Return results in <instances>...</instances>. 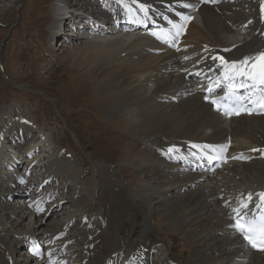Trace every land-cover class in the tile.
<instances>
[{
    "label": "bare ground",
    "instance_id": "obj_1",
    "mask_svg": "<svg viewBox=\"0 0 264 264\" xmlns=\"http://www.w3.org/2000/svg\"><path fill=\"white\" fill-rule=\"evenodd\" d=\"M101 1L102 0H85V2L74 4V2L69 3V0H58L54 3L53 7L56 13H61V11L66 8L72 10L85 9L87 12H92L96 9V13H101L100 7L105 4L108 5V8L102 11V15L103 17L110 16L113 13L112 3H114L115 0H103L104 2L102 1L100 4ZM145 1L158 4L160 5L158 8L161 9L163 3H169L176 0ZM257 1L258 0H239V2L220 6L219 11L208 6H201L197 14V19L190 23L186 37L183 38L181 45L183 48L188 47L189 49L194 45L196 40L201 44H208L210 40L214 49L217 50L223 49L226 46L235 45L232 50L226 53V55H229L231 58H237L245 52H248L250 49L252 52L262 50L264 48V42L261 44L258 43V41L252 42V39L250 38L251 40L240 43L238 40L239 35L234 34V31L231 30L238 28V30L243 31L244 29L241 28V25L247 20H251V22L255 23L257 26H255V28H262L258 20V11L255 6ZM12 2H14V0ZM55 20H57V22L53 24V27L50 26L49 28L51 34L49 38L50 49L56 48V44L54 43L56 40L53 41V34L58 32L56 34V39L61 36V32L55 29V26H57L60 21L56 18ZM251 22L248 25L249 27H252ZM68 34L69 33H67V40H72L64 41V47H66L64 50L70 51V57H74L72 63L80 68L93 67L97 61L107 59L125 44L135 45L136 47L143 49L145 47L146 62H138L133 58L129 64L120 61L117 69L109 68L110 72H108V75H110L108 76V79L105 80L104 84H102V93L103 95H106L104 104L106 107L108 106V108L114 106L113 108L119 109L123 103L129 101L127 99H129V95L131 94H129L130 90L129 92L126 90V87H128L132 81L134 82L135 79H138L136 78L137 75L139 76L144 72L147 73L149 71H152L153 73L155 70L158 72L155 74L159 75L161 74L160 71L162 67L168 65V56L170 58L173 56V59L178 60L173 53L170 54L163 46L143 35H134L130 33L124 34L130 35L129 38H127V36H119L116 38L108 37L110 34H106L103 36L104 39L101 37L102 39L100 38L97 41H88L84 39L85 37H77L76 34L69 36ZM79 38L84 39V46H77L72 48V50H69L70 48L67 47L69 46V43L73 46L75 41L78 42L80 40ZM159 49L164 50V53L159 54ZM141 51L143 50H139L140 54H142ZM196 52L198 53V56L205 54V51L201 50H197ZM67 58H69V55ZM176 67L177 66L173 65L171 69L169 68L170 70L167 76L170 75V73L175 75L174 80L171 79L170 85L167 83L163 84V80L158 81L159 79L155 78V86L152 93L156 96L157 92L168 94L171 90L184 89L187 90L188 94L190 93V88L192 89V94H190L194 98L191 97L189 100L179 102V105H175L176 109L174 112L172 111V107H167L169 110H165V112L172 114V117L175 118L176 122L174 125L178 128L167 125L169 119L161 117L159 115V113H161V111H159L160 109L158 110L155 105L148 104L147 102H137V107H135L134 111H132L133 109L131 110L133 113H130V115L133 114L132 116L136 119L134 128H138L137 130L152 137L151 139L153 140V143H155L157 139H160L162 140V142L159 143L160 146L165 142L164 137L168 135L167 139H170L171 141L167 143L163 152H161V150L158 151L159 153H162L159 157L163 159V153L169 147H172L175 144L179 146L185 145V141L187 140L196 142L209 141L215 143L224 141L228 135L232 138V143L234 144L232 145L233 149H248L245 146L249 145L250 148L264 146V117L261 119V116H241L227 121L225 118L221 117L218 112L213 111L208 104L204 101L202 102V95H196L197 92H193L194 85L191 84L193 82L186 80L184 78V73L179 75L180 68ZM119 70L123 72V75L121 74L119 76ZM101 74L102 72L100 75ZM172 81H174L173 84ZM110 91H112V93H110ZM155 96L152 100H156ZM118 102L122 103L118 104ZM201 109H203L201 112H205L206 115V120L202 123H200L202 113L199 111ZM122 111L125 113L124 109ZM196 113L200 114L194 122L191 119L196 116ZM262 123L263 125H261ZM179 128L183 129V131L180 132ZM174 130H178V135L173 134ZM39 132L42 133L40 130ZM180 134L185 135L187 140H179ZM42 135L44 134L42 133ZM180 142L182 144H180ZM39 144H42L43 147H47L43 141H40ZM42 146L39 145L38 147L42 148ZM4 147V144L0 145V149ZM27 149H29V147ZM56 150L58 151V149ZM56 155L58 154L56 153ZM9 156L13 157V153L9 154ZM62 158L64 159V157H61L59 158V161ZM63 162L65 161L61 160L57 166V163L53 165V167L51 166L52 168L49 169H54L52 171L49 170L44 178L47 177L53 181L56 178L67 177V172L64 171V168L67 169V166L63 167L66 162ZM162 163L164 162L162 161ZM252 163L254 165H252ZM135 167L137 168V171H142L145 165L142 162H138ZM178 168L179 167L175 164L164 163L161 165L162 173L158 174V166L152 167V172L150 175L146 176V180L147 178H151L154 183L162 185L154 192L151 191L149 185L145 183H141L137 191H128L122 187L118 177L113 174V172L109 174L101 172V175L103 174L104 179L107 181V186L106 188H100L101 193H98L99 195H104V201H101L102 203H105V207L103 209L101 207V213L99 212V216L96 214L97 218L94 216L89 221H87L85 215H82V213L80 214V206L82 203L80 200L82 199L80 193L76 192V190L73 189V191H71V193L69 192L67 196L61 197V199L55 201V203L59 201L62 202L61 205L63 206L59 209L55 208L57 215L63 214V212L61 213L62 209L67 207V203H70L74 204L76 207L72 212L69 211V216H72V218L77 215L81 218L85 216L80 229L86 230H84L81 235H79L80 233L75 234V239H73L74 243L67 245L68 248L74 246L82 247V251L79 249H74L73 251V253H76L77 255L75 260H81V263L77 264H143V256H145V264L174 263L171 262L173 259L169 257V254L168 257L164 258L165 260L168 259V263L156 259V261H154L155 263H152L149 259V254L152 253L153 250L155 252L154 247H157L154 245L156 242H154V247H152L154 238L151 232H145L139 229L138 215L142 214L144 219L147 218L148 212H146L144 204L154 195L155 197L162 196L160 202L163 203L165 201V203L161 204L163 206L162 212L169 215L171 212H174L173 216H175V219H178V226L183 229L190 238L189 246L193 249H197L202 257V260L198 264H243L250 258L255 259L257 263L263 261L262 257H264V253L252 251L247 253L246 248L238 239V234L234 233L232 229L229 215L216 199L220 194H226L228 196L233 195L232 189H235L238 193L243 191L244 193L249 194L255 192L257 189L263 188L264 157L261 156L257 159L250 160L242 166L237 163H229L223 169L218 170L215 173L214 178L208 182L202 181L204 178L203 174H186L178 171ZM1 173L2 172H0V174ZM6 173H8V170ZM35 179H37V177ZM67 179L70 181L74 180L72 176ZM177 179L179 180L175 181ZM14 182L16 185H19V182H16V180H14ZM41 182L42 180L38 183ZM9 188L6 179H0V190L6 191L5 193L3 192L0 194V201H2L1 207H3L2 210L5 211L4 215H0V235H2L0 236V264H19L17 262L18 258H13V251L16 246L24 245L27 235L28 237L31 236L30 234L25 236L22 232L23 230L29 229V231L34 232L37 237L42 234L48 235L51 233L52 236H56L57 231H62L59 227H62L63 223L57 225L59 230L44 232L40 229V225H38L39 223L34 220V218H36L34 213L30 212V215H28L29 210H27L24 205H18L22 207H19L20 211H18L17 215L13 216L12 206L9 201L10 199L6 197L3 199L1 198L2 195L10 193ZM187 191L189 192L184 193ZM23 214H27L29 216V221L31 222L27 223V227H25L23 223ZM171 218L172 217H170V219ZM76 219L78 220V218ZM4 221H9L13 224L11 227H13L12 230L15 232L11 234L12 237L16 239L25 237L24 240H20L21 243H18L15 246V242L12 243L5 240L3 232L6 231V228L2 225ZM65 226L66 225L63 227ZM11 227H8L9 230ZM61 233L64 232H59V234ZM41 239L45 238L42 237ZM17 252L22 255L19 259H27L25 264H44L43 261L31 262L33 258L32 255H28L22 251ZM14 256H16V254H14ZM174 258L178 260H175L178 264H184L182 261H179L177 257ZM210 260L212 261L211 263ZM189 264H192V262Z\"/></svg>",
    "mask_w": 264,
    "mask_h": 264
},
{
    "label": "rangeland",
    "instance_id": "obj_2",
    "mask_svg": "<svg viewBox=\"0 0 264 264\" xmlns=\"http://www.w3.org/2000/svg\"><path fill=\"white\" fill-rule=\"evenodd\" d=\"M12 1L13 0H0V124L2 126H10L11 128V126L14 125L13 123L19 121V118L26 117L30 123L35 124V127H41L43 130L49 132V134H51V139L57 146L65 148V153H70V157L67 158L72 163L73 173H86V179H84L86 181V195L84 196V192L81 194L80 191H76L81 195V202H83L84 196L85 202L82 207L80 206V211L82 208L85 210V208L88 207V212L90 213L91 208L95 207L96 214L100 211L101 207L102 209L105 207V203L101 201H104V195H99L98 193H101L100 188H106L107 186V181L104 179L103 174L101 175V172L105 174L113 172V174L118 177L122 187L131 192L137 191L141 183L148 184L149 189L153 192L158 190V187L162 185L154 183L151 178H147L146 180V176L151 174L152 167L154 166H158V174L162 173L161 165L165 162L162 163L163 159L159 156L157 157L156 154L153 153L159 150L163 152L167 143L171 140L167 139L168 135H166L164 137L165 142L160 146L159 143L162 142L160 139H157L156 142L153 143L152 137L137 130L138 128H134L136 119H134L135 117L132 116L133 114L130 115V113L135 110L139 102H147L148 104L155 105L158 110L160 109L159 111H161V113H159V115L161 117L169 119L167 125L178 128L174 125L176 122L175 118L172 117V114L165 112V110H169L167 107H172V111L174 112L176 109L175 105H179L181 101L189 100L192 95L190 94V96L188 95L186 98H182L183 92L181 89L171 90L168 94L157 92L156 96L152 91L155 86V78H158V81L163 80V84L167 83L170 85L171 79L174 80L175 78V75L172 73L167 76L172 66H177V68L180 69L185 68V66L182 65L179 60L173 59V56H171L172 58L168 56V65L162 67L160 71L161 74L156 75L158 72L153 70V73L149 71L139 75L140 78L137 75L136 78L138 79H135L134 82L132 81V83L126 87V90H128V92L130 90L129 94H131L129 95L131 98L129 97V99H127L129 101L123 103L119 109L113 108L114 106L108 108V106L106 107L104 104L106 95L102 93V84H104L105 80H107L110 75H108V72H110L109 68L117 69L120 61L129 64L133 58L138 62H146L145 47L143 49L135 45L125 44L107 59L97 61L91 68L77 67L72 63L74 57H70V51L64 50L66 47H64L61 42L56 40V42H54L56 48H49V38L51 36L49 28L50 26L53 27V24L57 22L53 17V15H56V11L53 7L56 0ZM73 2L75 4L78 2H85V0H73ZM73 2L69 0V3ZM113 4L114 3H112V6ZM251 24V26L255 28L256 24L253 22H251ZM258 29L256 28L257 36L255 34L251 37L250 33L246 35V37H251L252 42L258 41V43L261 44L264 42V34L261 33L262 28L258 27ZM231 30L234 31V34L238 35L244 31L238 30V28ZM119 36H127V38H129L130 35L112 33L108 37L117 38ZM65 37L67 39L66 35ZM79 39L81 41H75L73 46L69 43V46H67L70 48L69 50L77 46H84V39ZM71 40L72 39L68 41ZM97 40L98 39H96V41ZM211 43L212 42L209 40L208 44H201L196 40L194 45L189 48V51H204L202 49L205 47L208 49L211 47L214 48ZM139 50H143L141 51L142 54L139 53ZM250 51L251 49L248 50V52ZM169 53L172 54L171 52ZM68 55L69 58H67ZM101 72L102 74L100 75ZM118 73L120 76L123 72L119 70ZM179 75H182L181 71ZM8 79L15 83H8ZM173 83L174 81H172V84ZM191 84L193 85V83ZM110 93H112V91H110ZM171 95L178 96L179 100L177 102H170L168 99H163V97ZM154 96L156 100H152ZM120 103L122 102H118V104ZM156 103L159 104L157 105ZM123 109L126 114L122 111ZM199 111L202 113V119L200 121V123H202L206 120V115L205 112H201L203 109ZM120 112L123 113L121 114ZM200 113H196V116L191 120L195 122ZM131 117L133 118L130 119ZM261 117V119H263L264 116ZM33 121L35 122L33 123ZM263 123L261 125H263ZM179 131L182 132L183 129L179 128ZM14 133L15 132H12V134ZM177 133L178 130H174L173 134L178 135ZM179 138V140H187V137L183 134H180ZM180 144L182 143L180 142ZM146 145L149 146V150ZM20 149L22 148L20 147ZM52 153L56 155L58 151L54 150ZM42 154L45 155L46 153ZM61 160L64 159L62 158ZM61 160L59 162H61ZM138 162H142L145 165L142 171H137L135 167ZM243 164L245 163H241L240 165L242 166ZM252 165L254 164L252 163ZM49 166L50 169L53 167L52 165ZM68 168L69 165H67V169ZM64 171L66 172L65 168ZM127 174L131 177V186L127 185ZM178 180L179 179L175 181ZM68 182V184H74V180H69ZM93 185H95L94 189ZM89 186H91V188L87 189ZM188 192L189 191L184 193ZM1 193L2 191L0 190V194ZM98 199L99 201L97 202ZM160 200H162V196L155 197L154 195L145 202V210L148 212V216L144 219L142 214L138 215L139 229L145 232H151L154 238L152 247L156 246L157 248L161 246L157 245L160 243H164L168 247L171 245L169 232L173 235L174 233L179 234V237L174 239L177 246L171 251L172 254L177 258H181L183 261L198 264L202 260L198 250L189 246L190 238L186 232L178 226V219H175V216H173L174 212H171L170 215L162 212L163 206L161 204L165 203V201L162 203ZM9 201L13 210L12 214L15 216L18 211H20V206H18L17 200ZM1 202L2 201H0V215H4L5 211L2 210L3 207H1ZM73 206V209H75L76 206L74 204ZM70 207L71 205H67L65 211L63 210L64 208L62 209L63 211H61V213H65L63 217L66 216V212H68ZM72 210L70 211L72 212ZM29 213L30 212H28V215H30ZM100 213H98L97 216H99ZM28 215L23 214V223L25 227H27V223H31ZM170 217L172 218L170 219ZM86 219L87 221L91 220V218L88 217H86ZM34 220L39 223L40 229L44 232L56 231L58 229L57 225L63 223L58 216L46 217L44 220L36 217ZM2 225L6 228V231L3 232L6 241L15 242L16 246L18 243H21L20 240L25 239V237L16 239L11 236L15 231L12 230L13 227H11V225L13 224L9 221H4ZM8 227H11L10 230ZM76 227L78 228L79 225H76ZM77 228L74 229V231L77 230ZM84 230L86 229H80L76 234L80 233L79 235H81ZM22 232L25 236L27 234H34V232L29 231V229H25ZM74 233H70L67 239H75ZM158 233L164 235L162 242ZM181 237H183V241L179 239ZM154 242H156L155 245ZM17 247L19 246H16L14 251L17 250ZM78 247L79 250L82 251V247ZM157 248L154 247L155 252H158ZM14 251L13 258L15 259ZM152 252H154V250ZM20 255L21 254H18L17 262L19 264H25L27 259H19ZM156 257L161 259L163 257L162 251H159ZM165 257H168V255L165 254ZM169 257L177 260L174 257ZM174 260H171V262H174ZM262 260L263 261L257 263L255 259L250 258L243 264H264V257H262ZM78 261L77 263H81V260ZM179 261L181 260L179 259ZM32 262L34 261L32 260ZM151 262L155 263L154 261ZM211 262L210 260V263Z\"/></svg>",
    "mask_w": 264,
    "mask_h": 264
},
{
    "label": "snow or ice",
    "instance_id": "obj_3",
    "mask_svg": "<svg viewBox=\"0 0 264 264\" xmlns=\"http://www.w3.org/2000/svg\"><path fill=\"white\" fill-rule=\"evenodd\" d=\"M118 4H121L130 18H133L135 23H143L144 20L139 18L136 9H133L129 4L124 3V0H116ZM133 3H137V0H133ZM184 7H195L192 4H185ZM138 10L143 13L145 18L148 17V7L144 4H138ZM261 11L264 12V0L261 2ZM182 23H173L172 28L175 30V34L179 35L186 23L192 19L191 16L179 14ZM152 35L157 36L159 39L168 40L171 32L169 30H160L159 32H153ZM227 51V49H225ZM219 59L223 65V71L221 76L217 78L216 84H225L227 91L225 96L220 100H212L211 103L216 105L218 110L223 111L226 116L233 114L239 115L240 112L246 111L251 113L252 111L259 110L264 111V51H260L254 56H245L241 60L227 61L223 57H214ZM211 91V89H209ZM240 90H243V94H240ZM205 99H208L206 97ZM224 101L225 103H222ZM193 147H201L193 145ZM203 147L211 148L213 146L205 145ZM226 146H221L220 150H223ZM215 150V149H214ZM168 153L178 151L175 146L168 148ZM255 151V149H254ZM195 155V153H193ZM214 156H209L211 161L215 159ZM240 158H244L241 156ZM259 197L256 203V209L251 217L247 214L240 215L242 209H247L249 202L252 200V194L249 193L247 200H241L240 206L233 211L236 215L233 217L235 220L232 225L237 232L241 233L248 242V244L256 249L264 250V192L257 193ZM39 210V209H38ZM36 255H40L39 249L35 250Z\"/></svg>",
    "mask_w": 264,
    "mask_h": 264
}]
</instances>
